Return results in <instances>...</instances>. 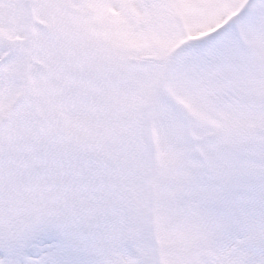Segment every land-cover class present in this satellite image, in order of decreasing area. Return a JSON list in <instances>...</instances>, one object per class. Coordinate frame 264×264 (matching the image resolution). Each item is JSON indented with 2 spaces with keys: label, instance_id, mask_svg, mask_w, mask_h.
<instances>
[{
  "label": "snow or ice",
  "instance_id": "snow-or-ice-1",
  "mask_svg": "<svg viewBox=\"0 0 264 264\" xmlns=\"http://www.w3.org/2000/svg\"><path fill=\"white\" fill-rule=\"evenodd\" d=\"M0 264H264V0H0Z\"/></svg>",
  "mask_w": 264,
  "mask_h": 264
}]
</instances>
